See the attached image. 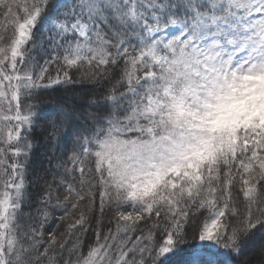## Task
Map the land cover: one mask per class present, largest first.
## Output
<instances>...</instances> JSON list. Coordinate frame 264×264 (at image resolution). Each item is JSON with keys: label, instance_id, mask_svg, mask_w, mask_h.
Segmentation results:
<instances>
[{"label": "snow or ice", "instance_id": "6c2138e0", "mask_svg": "<svg viewBox=\"0 0 264 264\" xmlns=\"http://www.w3.org/2000/svg\"><path fill=\"white\" fill-rule=\"evenodd\" d=\"M264 264V0H0V264Z\"/></svg>", "mask_w": 264, "mask_h": 264}, {"label": "trees", "instance_id": "16d2710c", "mask_svg": "<svg viewBox=\"0 0 264 264\" xmlns=\"http://www.w3.org/2000/svg\"><path fill=\"white\" fill-rule=\"evenodd\" d=\"M181 261H182L181 256H177L173 258V264H181Z\"/></svg>", "mask_w": 264, "mask_h": 264}]
</instances>
